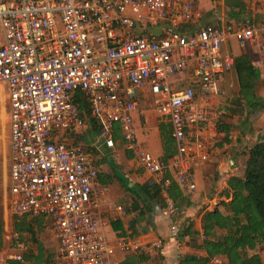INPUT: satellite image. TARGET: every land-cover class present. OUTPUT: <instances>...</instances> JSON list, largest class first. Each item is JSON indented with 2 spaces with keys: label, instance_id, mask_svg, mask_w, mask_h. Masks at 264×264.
<instances>
[{
  "label": "built area",
  "instance_id": "built-area-1",
  "mask_svg": "<svg viewBox=\"0 0 264 264\" xmlns=\"http://www.w3.org/2000/svg\"><path fill=\"white\" fill-rule=\"evenodd\" d=\"M198 16L193 0H0V86L7 89L9 107V208L17 216L50 219L57 250L49 264H117L116 251L152 255L162 246L160 240L111 242L103 234L106 222L91 212L97 172L79 147L63 140L86 120L98 128L96 142L106 148L114 147L119 131L160 188L167 217L179 213L167 196L172 182L180 191L194 193L191 168L209 160L207 132H216L212 111L198 101L224 96L218 81L235 65L222 47L233 36L241 46L264 48V22L246 20L235 30L205 25L184 33L181 25ZM160 23L164 26L158 36L147 30ZM144 89L155 113L170 124L176 151L169 164L137 140L132 113ZM78 95L86 101V112L75 103ZM115 210L122 212L119 206ZM169 231L176 237L177 225ZM21 260L0 252V264ZM208 264L228 263L213 256Z\"/></svg>",
  "mask_w": 264,
  "mask_h": 264
},
{
  "label": "crops",
  "instance_id": "crops-1",
  "mask_svg": "<svg viewBox=\"0 0 264 264\" xmlns=\"http://www.w3.org/2000/svg\"><path fill=\"white\" fill-rule=\"evenodd\" d=\"M193 5L199 16L192 23L181 25L182 31L187 34L194 33L205 25L235 30L246 20L258 24L264 22V0H193ZM163 26L160 23L148 26L147 30L158 36ZM222 50L233 56L234 63L237 59H244L252 65L259 76L254 93L264 100V48L255 49L249 44L241 46L230 36ZM183 80L186 84L189 76H185ZM218 85L225 91L224 96L201 97L198 101L200 106L212 111L211 120L216 132H207L212 144L209 160L195 163L191 168L196 189L190 195L180 190L177 194L172 189L167 193L169 198L170 194L177 197L173 199L179 211L175 218H169L164 213L160 188L153 176L141 167L126 148L120 135L114 138L113 148H106L96 142L98 128L89 120H86L81 129L64 135L66 144L79 147L97 172L93 184L95 206L91 212L97 220L106 222L102 232L107 239L111 242L127 239L137 244L157 240L162 242L160 249L152 255L116 251L114 258L117 264H178L185 257L206 256L201 249L202 217L221 202L229 201L226 199L229 192L228 180L243 174L248 149L245 148L247 141L243 138L246 130L241 134L240 129L249 123L264 120V111H251L240 99L235 65L229 74L218 81ZM3 97L2 94L1 99ZM132 118L139 144L154 158L163 159V136H166L167 129L170 130V124L167 117L155 113L153 100L147 89L139 92ZM161 127L166 129L163 135ZM202 135L206 136L205 129H202ZM172 142L176 151L175 143L173 140ZM171 158L164 163L169 164ZM166 176L171 179L169 171ZM0 182V252L22 257L21 261H11V264H49L57 250V240L50 230V219L34 218L29 214H12L8 202V172ZM172 184L175 185L173 182ZM118 206L122 208V212L115 210ZM173 223L178 227L176 237H171L169 231ZM188 225L194 234H185L184 228ZM15 235L17 239L13 238Z\"/></svg>",
  "mask_w": 264,
  "mask_h": 264
},
{
  "label": "trees",
  "instance_id": "trees-1",
  "mask_svg": "<svg viewBox=\"0 0 264 264\" xmlns=\"http://www.w3.org/2000/svg\"><path fill=\"white\" fill-rule=\"evenodd\" d=\"M235 66L240 99L251 111H264V100L254 93L259 78L257 71L244 59H237ZM75 103L80 111L86 109L82 95L76 96ZM164 130L165 127L160 128L162 135ZM166 131V136H163V162L175 154L170 132L168 129ZM118 135L119 131L114 138ZM170 189L179 193L173 184ZM228 189L226 199L229 201L221 202L202 217L201 249L206 256L185 257L178 264H208L213 256H219L228 264H263L256 249L264 245V137L248 148L243 174L231 177ZM170 198L175 200L177 197L170 194ZM184 232L194 234L190 231V225L184 228Z\"/></svg>",
  "mask_w": 264,
  "mask_h": 264
},
{
  "label": "rangeland",
  "instance_id": "rangeland-1",
  "mask_svg": "<svg viewBox=\"0 0 264 264\" xmlns=\"http://www.w3.org/2000/svg\"><path fill=\"white\" fill-rule=\"evenodd\" d=\"M2 94L4 96L3 99H1ZM6 97L7 89L0 86V181H2L5 176H7L10 152L8 139L9 107ZM240 130H242L241 134L244 130H246L244 133L245 135L243 134V138H245L247 141V147L245 148L248 149L264 137V120L255 124L249 123L245 127H242V129ZM256 252L261 256L264 264V245H261L259 248H257Z\"/></svg>",
  "mask_w": 264,
  "mask_h": 264
}]
</instances>
